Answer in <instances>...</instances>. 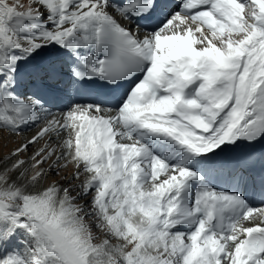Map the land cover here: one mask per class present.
Segmentation results:
<instances>
[{"label": "snow or ice", "instance_id": "1", "mask_svg": "<svg viewBox=\"0 0 264 264\" xmlns=\"http://www.w3.org/2000/svg\"><path fill=\"white\" fill-rule=\"evenodd\" d=\"M4 133L0 264H264V0H0Z\"/></svg>", "mask_w": 264, "mask_h": 264}, {"label": "rangeland", "instance_id": "2", "mask_svg": "<svg viewBox=\"0 0 264 264\" xmlns=\"http://www.w3.org/2000/svg\"><path fill=\"white\" fill-rule=\"evenodd\" d=\"M24 3H27V0H23ZM4 136L6 137V140L5 141H0V146H2L3 144L2 143H7V147L6 148H3V151H7L10 148L14 147L15 144L17 143L18 141V137H8V135H6L4 133ZM8 141V142H7ZM11 145V146H10Z\"/></svg>", "mask_w": 264, "mask_h": 264}, {"label": "bare ground", "instance_id": "3", "mask_svg": "<svg viewBox=\"0 0 264 264\" xmlns=\"http://www.w3.org/2000/svg\"><path fill=\"white\" fill-rule=\"evenodd\" d=\"M46 107H47V105H46ZM64 110H66V109H64ZM59 113H60V111H55V112H53V114L54 115H57V117L59 116ZM43 124V123H42ZM42 124H41V126H42ZM35 132H33V133H29V134H24V136L25 137H31L33 134H34ZM6 135H8L7 133H5ZM9 137V136H8ZM10 138V137H9ZM20 139H22V137H18V141L17 142H19V140ZM8 142V141H7ZM3 144V143H2ZM11 146V145H10ZM10 148V147H9Z\"/></svg>", "mask_w": 264, "mask_h": 264}]
</instances>
